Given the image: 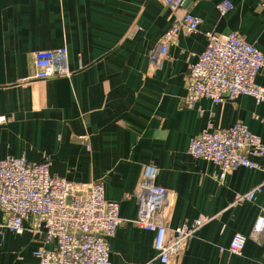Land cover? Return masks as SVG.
Masks as SVG:
<instances>
[{"label": "crops", "instance_id": "obj_1", "mask_svg": "<svg viewBox=\"0 0 264 264\" xmlns=\"http://www.w3.org/2000/svg\"><path fill=\"white\" fill-rule=\"evenodd\" d=\"M222 1L233 5L225 15ZM184 10L202 19L199 30L179 33L154 68L151 52ZM232 30L264 52V0H183L177 13L165 0H0V115L10 119L0 125V159L25 156L48 161L51 174L68 180L103 181L123 219L109 240L112 264H162L155 233L134 222V192L149 163L160 169L157 183L175 194L171 227L211 218L175 264H264V232L241 255L228 250L264 208V170L240 166L222 176L218 165L188 153L203 129L236 123L264 143V102L252 96L182 103L206 33ZM63 46L72 75L37 79L34 53ZM256 80L264 87V73ZM254 160L264 164V156ZM260 184L253 201L235 202ZM4 221L0 209V264H39L42 239Z\"/></svg>", "mask_w": 264, "mask_h": 264}, {"label": "built area", "instance_id": "obj_2", "mask_svg": "<svg viewBox=\"0 0 264 264\" xmlns=\"http://www.w3.org/2000/svg\"><path fill=\"white\" fill-rule=\"evenodd\" d=\"M182 2L165 0L175 13L182 8ZM232 8L229 1L217 5L221 15ZM201 23L199 16L184 10L151 52L150 65L158 67L168 56L175 37L181 32L198 31ZM206 34L205 50L189 67L183 105L193 108L204 98L221 103L241 95L252 96L257 103L264 102V87L256 80L259 73H264V52L237 30ZM34 59L37 79L70 77L73 73L65 46L36 51ZM9 120L0 115V125ZM188 153L218 165L222 176L240 166L264 170V164L254 160L256 156H264V143L243 123L223 129H203L190 140ZM159 171L151 163L143 168L134 192L138 206L134 222L155 233L159 261L175 264L196 232L211 218L200 217L171 227L175 194L157 183ZM261 191L262 184L257 185L239 195L235 202L253 201ZM0 209L5 214L4 227L42 239L43 244L34 252L39 264H112L109 240L123 219L119 214L120 203L106 198L103 181L68 180L51 174L48 161L33 163L25 156L8 155L0 159ZM263 232L264 208L251 233H236L228 250L241 255L247 240L258 241Z\"/></svg>", "mask_w": 264, "mask_h": 264}]
</instances>
